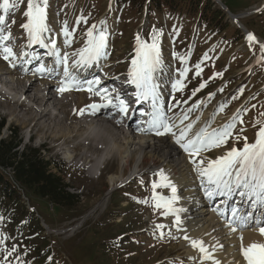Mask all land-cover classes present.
<instances>
[{"label":"rangeland","instance_id":"1","mask_svg":"<svg viewBox=\"0 0 264 264\" xmlns=\"http://www.w3.org/2000/svg\"><path fill=\"white\" fill-rule=\"evenodd\" d=\"M112 1L48 0L46 23L49 31L43 33L44 40L56 41L57 49L62 50L63 57L67 56V62L74 67L79 60L78 53L88 46L87 33L93 31L98 35L104 31L107 34L104 54L92 67L86 65L84 71L92 73L88 80L103 82L114 78L122 89L126 85L131 88L126 82L130 81L131 62L136 58L137 37L151 44L155 35L161 58L156 68L157 73H162L160 93L170 116L186 114L187 122L205 120L204 129L216 127L221 130L233 124L227 143L218 149H209L210 153L197 157V162L204 160L206 166L209 160L226 155L233 147L242 149L244 137L248 143L255 142L259 123L256 122L257 114L249 110L253 101L264 99V76L260 77L264 73V49L256 40L249 42L244 30L264 43V0H222L239 21L234 23L232 15L224 11L229 25L240 30L245 37L241 44L226 43L224 36L198 26L188 18L157 15L149 24L148 17L140 18L129 9L117 13ZM213 2L217 4L218 0ZM2 4L3 0H0ZM9 4L8 11L0 7V16L5 18L0 24V36L9 37L3 41L0 39V45L3 43L0 46V74H4L0 81L10 80L0 82V117L7 121L4 136L8 127H15L24 137L25 144L44 147L42 155L53 164V172L65 180L70 192L77 194L81 202L72 213H68L41 197L26 193V198L22 199L24 215L17 221H11V218L8 221L7 211H0V239L3 240L0 243V264H202L201 260L188 255L182 237L171 235L166 227L157 229V225L165 220V210L155 207L154 195H167H159L153 190V183L158 184V172H145L132 180L130 170L135 167L136 160L127 167L122 157L113 158V155L106 154L102 157L101 152L100 155L88 151L84 147L90 139L83 132L74 139L70 138L67 133L70 122L66 120L63 124L61 120H64L65 113L73 115L77 112L80 116V110L85 111L87 107L74 111V103L84 101L93 93L86 88L74 89L76 95L72 104L54 110L50 117L42 120L36 113L41 107L38 111H31L32 105L28 102L21 105V96L13 98L17 92L13 82L20 76L32 78L48 54L41 44L30 47L28 32L22 27L27 22L24 13L28 0H9ZM65 28L70 36L64 35ZM4 47L12 48L14 59H19L17 65L13 58L4 59ZM40 52L42 58L39 62L24 71L26 62L22 63L20 57L25 53L30 57ZM243 65L246 67L240 68ZM254 66H257V75L251 74ZM11 71L13 75L7 73ZM59 77L53 76L54 84L59 85ZM121 79L124 83L120 82ZM177 81L181 82V89L175 87ZM64 95L60 96L63 100ZM48 104L53 108L52 101ZM262 113L259 115L264 117ZM81 121L79 117L78 122ZM237 137H240L239 141ZM73 147L77 150L74 151ZM100 158L103 163L93 177L91 168ZM150 164L145 163L144 167ZM113 176L118 178L111 183L109 179ZM124 182L128 183L124 185ZM235 196L239 197L238 194ZM210 205L216 207L218 204L212 201ZM26 221V225L22 224Z\"/></svg>","mask_w":264,"mask_h":264},{"label":"bare ground","instance_id":"2","mask_svg":"<svg viewBox=\"0 0 264 264\" xmlns=\"http://www.w3.org/2000/svg\"><path fill=\"white\" fill-rule=\"evenodd\" d=\"M232 19L234 20V23L238 24L239 21L235 16L232 17ZM42 38L44 39L43 34ZM256 41L258 44L264 45V43L258 39H256ZM44 42L45 44H49V47H45V49L42 48L48 55L46 60L41 63L42 65H39L38 68H36L34 76L29 78L24 75L25 77L20 76L16 81H12L13 84H16L17 86V92L14 94L13 98L21 96V105H23L24 102H28L32 105V108L30 109L31 111H33V109L38 111V108L41 107V109L36 112L38 113L37 117L41 120L50 117V114H52L54 110L58 111L59 108L62 110L65 105L72 104V102H74V95H76V91L74 92L72 90V94H67L68 91L62 93V95L66 94L64 95V100L60 97L62 95H60L61 92H59L58 89L62 86V82H66V77L64 75L65 65L58 62V60L63 57L61 53L62 50L57 49L58 46L56 43L55 51L60 54L58 58L53 54V50L50 46L51 42L49 43L45 40ZM29 44L30 47H39V43L32 42L31 40ZM2 45L3 43L0 46ZM27 55L24 54V56L22 55L23 57H20L22 63L26 62V69L24 71H28L27 68L29 66L32 67V65L39 62L42 58V52L34 53L30 57ZM98 59L99 57L89 63V65L92 67V64ZM18 60L19 59H14L16 65ZM69 64L70 63L67 62L68 71L71 76L75 77L76 83L82 88L87 89L88 82L94 81L88 80L92 78L91 71H84V68L88 64L76 65L74 67ZM41 66L45 68L44 72L40 71ZM100 68L101 66H99V69ZM7 73L9 75L14 74L12 71ZM161 74L162 73H157V69L152 73L153 83L157 85V98L155 100L156 119L157 121L166 120L167 123L171 124L172 132L165 133L164 135L156 134V128H160V124L157 123L155 127H153V124L150 123L153 119L154 112V102L151 96H148L152 105H148V113L151 114L152 119L148 120V126H145L147 123L144 121L145 118L143 119V125L137 124L138 118L140 119V117H142V115L137 114V108L134 109V114L132 115L133 119H125L122 116H110L108 112H105L107 108H100L95 114H92V109L89 107L90 105L105 103V101L101 100L100 97L95 94V92L102 91L103 89L108 90V94L112 97L113 102H118L117 98H119L124 100L125 103L129 105V108L133 105L134 100L131 101L127 96L132 87L130 88L129 85H126L124 88L119 89V81L115 82L114 78H109L108 81L103 82L98 80L99 84L94 85L93 91L91 92L93 93L92 96L87 97L86 95L87 99L83 97L85 99L84 101L82 99L83 102L76 100L77 102L74 103V111H77V109L79 110V108L83 106H86L87 110H85L82 115L80 114V116H78L79 114L77 112L73 115L65 113V118L64 120H61V122L63 124L66 120L70 122V127L67 129V133L71 139H74L81 132L86 135L87 139H90V143L86 144L85 147L83 144V147L88 151H93L95 154H100L99 152H101L102 157H104L105 154L113 155V158L122 157L125 163L124 165L127 167H129L132 160H136L135 167L130 170L132 177L139 174L143 175L145 172H158L159 174L163 172L164 175L167 176L168 181L175 185L177 190L176 196L178 197V200L173 207L183 209L184 211L179 213L181 218V224L179 226L176 225L175 216L172 214L165 215V220L159 225L166 227L171 235L182 237L184 239L182 244L183 248L191 258L198 261L201 260L202 264H213L212 260H204L203 254L200 253L198 249L191 246V240L197 239L204 241L205 246L208 247L213 256V259L219 261V264H247V261L244 259L240 251V237L243 236L244 247H247L252 243L264 244V236L259 233L258 228L255 226V221H264V215H262V212H264V206H258V209H251L249 208L251 202L248 201L246 197L242 198L237 196V198H235L234 194L231 197L222 196L221 199L217 198L218 205H216V207L210 205L212 200L220 195H214L212 199H209L205 195L204 189L205 187H208L206 178L204 182H202L195 166L190 162L191 159L197 160V157H205L210 153L208 152L209 149L201 152L196 157L190 158L189 154L185 152L183 147H181V144L177 143L181 131L185 130L188 125H192L191 130L187 133L188 138H192L196 133L204 130V125H206L204 123L205 120L200 122H187L188 118L185 119V117H187L186 114L170 116L167 109H165L163 96L160 93ZM3 75L4 74H0V80ZM57 75H60L59 78L61 79L59 85H56L53 82V76ZM93 75H95V73H93ZM9 81L10 80L7 79L5 80V82ZM0 82L4 81L2 80ZM120 82L124 83V80L121 79ZM49 101L53 102V108L49 106ZM143 103L144 102H136L135 105L138 107L143 105ZM150 109H152V111H149ZM129 116L130 114L128 117ZM79 117L82 118L81 122H78ZM181 121H183V123H181ZM217 129L219 128H207L209 132ZM162 130L163 129H161V131ZM84 141H86V139ZM183 142L184 141H182V143ZM218 148L219 147H213L210 149ZM73 149L76 151L77 147H73ZM70 153L71 151L68 152V154ZM96 161V164L91 168L93 177H95V172L100 170L99 168L103 163L102 158ZM148 162L151 163L150 166L147 168L144 167V164ZM122 173L124 174V169ZM118 177L113 176L109 180L112 183L117 180ZM127 183L128 182H124V185ZM161 183L162 181L159 175L158 185ZM157 188L160 189V194H167L162 195L164 198L172 197L170 187L161 186ZM233 200H235L236 203H233ZM232 207H240L241 211L249 210L253 212V221L249 223L248 228L245 230L241 231L238 228L237 231L233 232L228 226L227 220L230 219V213L227 214L226 210H229ZM220 212H225L226 215L221 216ZM163 227L157 229H162ZM185 236L189 237V239L186 240L184 238Z\"/></svg>","mask_w":264,"mask_h":264},{"label":"snow or ice","instance_id":"3","mask_svg":"<svg viewBox=\"0 0 264 264\" xmlns=\"http://www.w3.org/2000/svg\"><path fill=\"white\" fill-rule=\"evenodd\" d=\"M47 5L48 0H28L27 11L24 15L27 18V22L22 25L27 30L29 38L32 42L39 43L44 47H49V44H45L42 34L48 32L47 20ZM4 11H8L10 4L9 0H3V4L0 5ZM5 22V18L0 16V24ZM95 28V26H93ZM64 35L70 36L71 33L67 28L64 30ZM88 46L81 50L79 60L76 61L77 65H85L93 62L99 56L104 54V49L107 46V34L104 31H100L99 34H94L93 31H89ZM0 39L7 40L8 36H0ZM249 42H254L256 37L254 35H248ZM53 54L58 58L59 52H56L55 41H51L50 44ZM264 49V45H261ZM4 59L15 58V54L10 47H4L3 49ZM25 55H27L25 53ZM68 57L64 56L59 59L58 62L65 65L64 75L66 82H62V86L58 89L59 92L64 93L71 90H84L79 84L76 83L75 77L71 76L67 67ZM132 68L129 72L130 83L134 84L137 89L138 99H146L148 96L153 98L154 112L152 124L153 127L157 123L160 124V128H156L157 135H164L165 133L172 132V125L167 123L166 120L157 121L155 112V100L157 98L156 88L157 85L153 83L152 73L161 63L159 41L157 36H153L151 44L143 42L137 37V51L136 58L132 60ZM199 67V66H197ZM41 72L45 71V68L41 66ZM187 70H185L186 72ZM185 73H182L184 75ZM200 73L197 72V75ZM99 84L98 80L89 81L87 84V91L92 92L94 85ZM175 87L181 89L183 86L180 81H177ZM204 87V85H201ZM101 100L105 101L103 104H92L89 107L92 109V114H95L100 108H117L124 115L128 114L129 105L124 100L118 99V103H113L112 97L108 94L107 89L95 92ZM84 110H80V114H83ZM187 117H185L186 119ZM183 123V121H181ZM233 125L225 126L221 130H212L209 132L204 129L196 133L192 138H188L187 133L191 130L192 125H188L185 130H182L180 137L177 139V143L181 144L185 152L189 154V157H196L201 152L213 148L220 147L227 143V140L232 135L231 129ZM161 129H163L161 131ZM239 141L240 137L236 138ZM182 141H184L182 143ZM244 146L242 149L231 148L226 155L217 159L209 160L205 166V161L191 159V163L195 166L198 175L201 177L202 182L206 178L208 187H205V195L212 199L214 195L229 196L238 194L240 197H246L250 201L249 208L256 209L258 206H264V127H260L254 143H248L247 137H244ZM161 184L153 183L152 187L155 190L157 187H170L172 191L171 198H164L154 195L155 207L157 209L163 208L165 215L172 214L175 216V223L177 226L181 224V218L179 213L184 211L183 209H177L173 207L178 200L176 196V187L168 181L167 176L163 172L160 174ZM146 203V201H145ZM221 216H225V212H220ZM264 215V212H262ZM253 221V212L249 210L241 211L240 207H232L230 219L227 220L228 226L233 232L239 228L241 231L248 228L249 223ZM255 226L258 228L259 233L264 236V221H255ZM157 227H163L157 225ZM186 240L189 237H184ZM241 240V253L247 264H264V244L252 243L247 247L243 246V236ZM3 240L0 239V243ZM191 246L198 249L203 254L204 260H212L213 264H219V261L213 259L208 247L205 246L203 240L192 239Z\"/></svg>","mask_w":264,"mask_h":264},{"label":"trees","instance_id":"4","mask_svg":"<svg viewBox=\"0 0 264 264\" xmlns=\"http://www.w3.org/2000/svg\"><path fill=\"white\" fill-rule=\"evenodd\" d=\"M114 5L117 12L129 9L140 18L146 11L150 20L157 15L188 18L198 26L224 36L228 42L241 44L245 39L240 30L229 25L225 12L212 0H114ZM254 48L258 51L256 46ZM261 104L262 101L257 99L253 110H264ZM6 127V119L0 117V211H7L11 221H17L24 215L22 196L28 193L72 213L81 199L70 192L69 185L58 173L53 172V164L42 155L44 147L25 144L24 137L15 127H8L4 136Z\"/></svg>","mask_w":264,"mask_h":264},{"label":"water","instance_id":"5","mask_svg":"<svg viewBox=\"0 0 264 264\" xmlns=\"http://www.w3.org/2000/svg\"><path fill=\"white\" fill-rule=\"evenodd\" d=\"M220 6H221V8H223V9H225L226 10V7L218 0V2H217Z\"/></svg>","mask_w":264,"mask_h":264}]
</instances>
